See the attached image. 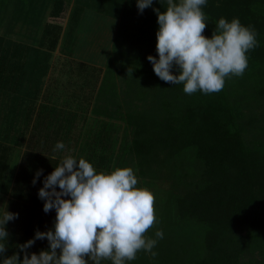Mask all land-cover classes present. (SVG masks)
I'll list each match as a JSON object with an SVG mask.
<instances>
[{
	"label": "trees",
	"instance_id": "obj_1",
	"mask_svg": "<svg viewBox=\"0 0 264 264\" xmlns=\"http://www.w3.org/2000/svg\"><path fill=\"white\" fill-rule=\"evenodd\" d=\"M68 1L0 0V193L9 192L6 210L18 214L6 225V256L19 252L16 245L33 239L37 230L48 231L50 215L43 211L38 190L61 161L27 152L13 167L11 157L22 146L33 115L36 125L45 114H57L32 104L62 31L54 21ZM74 2L61 46L64 40L72 42L80 27L86 31L79 25L86 8L119 16L114 50L124 55L109 63L112 71L91 109L102 119L85 129L79 157L98 173L131 167L137 178L167 184L156 226L145 233L156 245L151 252L139 250L126 264H264V0H208L202 6L208 20L203 35L210 38L221 17L239 18L255 30L258 41L246 53L244 74L226 77L222 90L208 94H187L182 83L161 80L147 59H158L154 9L166 11L167 0H153L142 14L136 0ZM18 24L26 29V42L9 41ZM115 68L121 90L112 75ZM64 123L55 128L51 150L58 140L65 146L72 142L67 117ZM116 123L124 125L120 138ZM40 169L43 175L34 185ZM157 230L163 231L162 239ZM48 246L47 239L36 240L27 251L38 254Z\"/></svg>",
	"mask_w": 264,
	"mask_h": 264
},
{
	"label": "clouds",
	"instance_id": "obj_2",
	"mask_svg": "<svg viewBox=\"0 0 264 264\" xmlns=\"http://www.w3.org/2000/svg\"><path fill=\"white\" fill-rule=\"evenodd\" d=\"M167 2L166 11L154 9L159 26L158 59L153 55L147 57L161 80L173 85L182 83L187 94L198 90L208 94L222 90L226 77L244 74L248 67L246 53L258 45L253 28L241 24L239 18L229 22L221 17L209 38L202 34L208 24L202 6L208 0ZM136 5L142 14L153 5V0H136ZM65 147L58 141L53 151ZM42 175L43 169L35 173L34 185ZM137 184L131 167L98 173L85 158L64 156L44 177L43 187L38 190V198L44 202L43 211L56 212L53 227L43 232L37 230L33 239L16 245L19 252L6 256V225L18 217L6 210L0 215V264H101L102 259L126 264L141 249L151 252L157 240L145 233L156 220L154 195L137 188ZM155 235L162 239L164 233L157 230ZM44 239L49 243L47 250L38 254L27 251L36 240Z\"/></svg>",
	"mask_w": 264,
	"mask_h": 264
},
{
	"label": "rangeland",
	"instance_id": "obj_3",
	"mask_svg": "<svg viewBox=\"0 0 264 264\" xmlns=\"http://www.w3.org/2000/svg\"><path fill=\"white\" fill-rule=\"evenodd\" d=\"M178 2V0H176ZM80 5V4H79ZM78 5V6H79ZM66 10L60 18L54 22L62 27L59 36L58 44L51 54L49 60V69L41 80L40 90L34 97L35 107L46 106L48 109H56L55 117H60L61 120H55L50 114H45L42 120L36 125L37 119L33 115L28 130L23 131V144L18 148L13 149L11 161L12 166L16 167L27 152H34L40 157H49L54 160L62 161L66 155L79 157L80 142H84L85 129L91 127L97 120L102 119L95 117L91 111L98 97L99 86L104 83L105 75H108L109 63L121 58L114 50L118 31L120 27L119 16H105L101 12L84 8L81 14V22L79 25H84L86 31L79 28V34L72 39V42L64 40L65 46H61L62 38L66 30V24L70 17V12L75 7L74 0H69L65 5ZM113 16V17H112ZM4 31V25L0 26V34ZM26 34V29L21 27V24L15 26L13 33L10 35V42L20 43L26 42L27 39L22 36ZM45 51V46L42 48ZM68 51L70 53H68ZM16 61L14 58L11 62ZM112 75H115V85L122 89L123 82L120 79L121 73L113 70ZM8 89V86H7ZM9 90V89H8ZM10 99V98H9ZM13 102L12 100L10 103ZM9 104V103H8ZM9 106V105H8ZM69 120V127L72 128L71 141L66 144L70 148L67 150L56 152L51 150L50 145L53 141L55 128L59 125H65V120ZM105 121V120H104ZM119 124L121 130L115 133L116 137H121L123 123ZM59 141V140H58ZM119 141V140H118ZM118 144L116 146V149ZM138 179L137 188L147 189L154 195V211L158 213L164 199V191L167 189V184L161 181H150L141 178ZM11 180V178H10ZM10 191V190H8ZM10 197L9 192L0 193V215L6 211V204ZM47 230L53 227L56 212L51 210L48 213ZM156 226L154 222L149 228ZM90 264L94 262L90 261Z\"/></svg>",
	"mask_w": 264,
	"mask_h": 264
}]
</instances>
